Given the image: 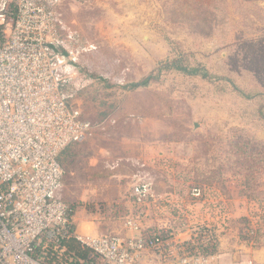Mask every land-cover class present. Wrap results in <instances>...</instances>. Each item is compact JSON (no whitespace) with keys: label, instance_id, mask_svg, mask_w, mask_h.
<instances>
[{"label":"rangeland","instance_id":"rangeland-1","mask_svg":"<svg viewBox=\"0 0 264 264\" xmlns=\"http://www.w3.org/2000/svg\"><path fill=\"white\" fill-rule=\"evenodd\" d=\"M35 2L55 23L63 93L90 127L59 157L54 196L75 228L118 233L131 217L163 237L189 229L205 256L219 237L264 244V0ZM175 58L230 81L156 74ZM142 181L151 197L134 203Z\"/></svg>","mask_w":264,"mask_h":264},{"label":"built area","instance_id":"built-area-1","mask_svg":"<svg viewBox=\"0 0 264 264\" xmlns=\"http://www.w3.org/2000/svg\"><path fill=\"white\" fill-rule=\"evenodd\" d=\"M57 31L51 14L34 0H2L0 4V264H75L82 262L67 248L73 239L86 248L89 264H140L147 250L159 261L177 253L176 264H206L209 256L165 237L142 230L128 217L119 233L79 234L73 213L54 196L63 177L60 153L83 140L90 127L61 91L53 54ZM148 184L133 186L147 193ZM199 197V188L192 189ZM140 202H142L140 200ZM139 202V203H140ZM171 241H167L168 239Z\"/></svg>","mask_w":264,"mask_h":264},{"label":"crops","instance_id":"crops-1","mask_svg":"<svg viewBox=\"0 0 264 264\" xmlns=\"http://www.w3.org/2000/svg\"><path fill=\"white\" fill-rule=\"evenodd\" d=\"M75 229L77 232L79 231L78 233L80 234H95V230L85 223H79ZM144 229L145 228L142 226V230ZM118 233L127 237H136L139 236L140 231L127 229L123 226L121 231ZM173 235V239L182 243H186L188 241L193 242V232L189 229H178L175 233H173ZM171 240L172 239L170 238L167 241ZM176 257L177 253L173 252L171 257L166 258L163 262H160L156 252L147 250L143 253L140 259V264H176ZM209 257L210 258L206 264H264V244L252 248L240 244L238 240L230 239V242H228L219 237V247L216 252L211 254Z\"/></svg>","mask_w":264,"mask_h":264},{"label":"trees","instance_id":"trees-1","mask_svg":"<svg viewBox=\"0 0 264 264\" xmlns=\"http://www.w3.org/2000/svg\"><path fill=\"white\" fill-rule=\"evenodd\" d=\"M1 2H2V0H0V4H1ZM48 47H49V49L53 53L58 54L61 57H64V53H63V51H61V50L58 49L57 43L56 44H50ZM161 69H166V70H168V69H175V70L181 71V72H183V73H185L187 75H200L201 77L207 78V79H211L212 78V79H223V80L230 81L229 79H227L225 77H220V76H217V75H210L208 73V71L205 70L202 67L184 65V64H182L181 60L178 59V58L172 59L171 61L165 62L164 64H162L157 69V73L156 74H159V72H160ZM156 76L157 75H154L153 73L152 74H149L146 77H144L143 79H141L140 81L130 84V87H132V88L145 87ZM62 87H63V78L61 80V91H62V95H63L64 99L69 104L66 95H64V93H63ZM232 88L234 90L240 92L245 98H253V97H256L259 94V93L258 94L257 93L244 94L242 91H240L238 89V87L234 83H232ZM138 184H148V183L142 181V182H140ZM147 188H148V191H147V193H144V194H142V193H135L134 190H133V188H132V193L131 194L133 196V202L134 203H138V202H140V200L141 201H145L146 199H148L149 197H151V195H150L151 194L150 193V185L149 184H148V187ZM68 206L71 209V212L74 213L73 208L69 204H68ZM210 240H211V238L208 241H210ZM65 243H66L67 248H69L70 250H72L75 253V255L77 256V258H79L80 260H82V262H76L75 264H89L88 263V259H87V255H88L89 251L86 248L81 247V245L79 244V242H77V241H75L73 239H69ZM184 244L185 245H188V246H190L192 248L193 247L196 248L197 252H199L201 254L209 255V253L207 252V246H208L207 244L200 245V243H198V241H196V240L193 241V242L188 241V242H186Z\"/></svg>","mask_w":264,"mask_h":264}]
</instances>
